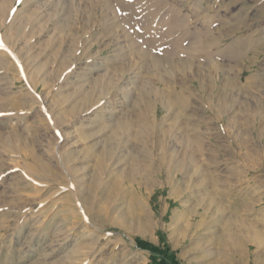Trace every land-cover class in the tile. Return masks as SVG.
<instances>
[{
  "label": "rangeland",
  "instance_id": "rangeland-1",
  "mask_svg": "<svg viewBox=\"0 0 264 264\" xmlns=\"http://www.w3.org/2000/svg\"><path fill=\"white\" fill-rule=\"evenodd\" d=\"M144 1L127 0L130 15L138 14L131 19L117 11L115 0H0V264H152L136 239L166 247L175 264H264L263 243L223 253L224 223L217 222L218 216H239L263 227L255 211L264 201L256 209L249 202L264 197V131L234 124L227 135V116L219 121L206 106L230 93L234 78L244 105L264 104V86L253 78H264V0H151L150 7ZM143 13L161 44L170 36L167 28L176 29L167 45L182 34L168 22L183 17L182 45L170 56L190 64L163 61L167 45L161 56L148 51L137 37L143 26H131ZM203 25V41L220 31V46L182 52L194 41L185 32L193 35ZM240 36L250 43L241 64L214 69L205 57ZM152 58L159 61L155 67ZM169 92L182 96L181 110L164 108ZM148 102L150 117L156 115L146 148L135 140V125L106 157L113 126L133 120ZM176 123L211 134L201 135L203 153L214 151L223 162L217 172L224 193L205 189L208 182L195 176L185 181L168 164L156 171L163 152L175 158L182 150ZM228 140L232 148L246 141L256 148L260 168L247 172L232 163L223 146ZM138 153L136 174L131 157ZM147 154L157 172L150 181L144 179ZM197 203L208 210L200 228L189 221Z\"/></svg>",
  "mask_w": 264,
  "mask_h": 264
},
{
  "label": "bare ground",
  "instance_id": "bare-ground-1",
  "mask_svg": "<svg viewBox=\"0 0 264 264\" xmlns=\"http://www.w3.org/2000/svg\"><path fill=\"white\" fill-rule=\"evenodd\" d=\"M96 1L100 2L103 0H96ZM143 1L144 0H136L137 3L143 2ZM126 2H127V0H115V5L117 4L116 7H117V11L119 13H123V12L126 13V11L128 10ZM144 2L146 3V5L148 7H150V5L148 3L151 2V0H145ZM147 6H145V7H147ZM113 10H114V8H113ZM129 12H130V10L127 11V14ZM130 13L133 14L132 12H130ZM130 13H129V15H127V14L126 15L128 17H130L131 19L136 18L138 15L137 14V15L131 16ZM151 13H153V10H151ZM225 14H226V12H225ZM237 14H240V13H237ZM232 16H233V14H232ZM232 16L230 15L227 19L233 18ZM238 16H240V15H238ZM224 18H225V16H224ZM178 28L181 29L180 31L182 34L179 36V38L177 40L168 43V45H167L168 48L166 51L167 55L163 56V61L176 60V62H179V63H189L190 64L191 60L171 59L170 55L173 53L174 48L178 45H182L181 38L183 36V28H180V27H178ZM152 30L153 29L150 27L149 28L144 27L143 34L147 37V39L149 40V43L154 44V45H158L159 38L154 36L155 32H154V30L153 31ZM175 30H176L175 28L169 27L166 30V34H171ZM207 33H208V29L205 26L202 27L201 29H197V32H195L193 35H188V32L186 31L185 34L188 36V39H191L194 41L192 43H190V45L188 47L182 48V52H187L189 50H194L196 52H203L205 48L220 46V42H221L220 41V38H221L220 31L217 32L216 36L210 37L208 39V42H204L203 38L207 35ZM245 40L246 39H244V41ZM242 44H243V39L242 38H236L234 40V44H233V46H236V47L232 46L233 49H231L230 52L224 51L223 48L222 49L217 48L211 54L207 55L205 57V59L209 58V59L213 60V62L215 63L214 69H218V70H224L223 69L224 66H226L229 69L231 68V66L238 67V65H240L242 60L244 59V55L249 53L248 49L245 50L247 52H245L244 49H240L241 47H244V48L246 47V46H241ZM249 44H247V45H249ZM137 48H140V47L135 45V49H137ZM247 48H248V46H247ZM143 50L147 51L144 48H143ZM150 51H152V50H150ZM146 56H147V54H146ZM224 57L226 58V62H228V63H223ZM194 59H195V57H194ZM151 61H152L154 67H155V65L159 64V61H156L153 58L151 59ZM199 64H203V63H199ZM182 67L186 68V69L188 68L186 65H182ZM253 78L256 81H258L257 83L259 86H261V85L264 86L263 75H260V76L257 75L256 77L253 76ZM248 83H250V80H248ZM227 87H231L233 90L230 93H228V92L220 93L219 96L217 97L218 104H213L211 102V100H209L206 103L207 108L212 113L211 115L214 116V118H216L220 121L221 119L223 120V118H225L224 115L227 116V118L224 122V125H225L224 128L225 127L228 128V131L226 132V134L227 133L229 134V130L231 131V127L234 124H236L238 128L242 127L244 129L243 131H248V132H251L253 130H256V131L260 130L261 131V129L264 131V114H263L264 113L263 112L264 104L262 102L260 103L258 100H255V103H254L255 106L249 105V104H248V106L244 105V101H241L238 97L239 92L235 93V90H237V91L240 90L238 80L235 78L233 79V81L231 83L227 84ZM226 91H229V90L227 89ZM168 94H169V97L172 99L165 103L164 108L166 110L167 109H172V110L179 109V110H181L183 108V103L181 101L182 96H180L179 94L172 93V92H169ZM103 96H106V95L103 94ZM85 99L87 100V98H85ZM235 104H237V106H235ZM250 106H253V107H250ZM144 107H145V109L144 108L138 109V112L135 113V117H133V120H131V121L121 120V121H118L113 126V128H112L113 130L111 132L110 138L108 139L109 146L107 148L108 151L106 153V157L111 155V152L113 149L112 144L114 145L115 141H117V137L119 135L123 136L126 133L129 135L132 127H134L135 125H138L137 129H136L137 131L134 135L136 137L135 140L142 145V148H146L148 141H149V138L151 137L152 132L155 128L154 125H155V115L156 114H153L152 117H150L149 112L152 109L151 103H149V102L146 103L144 105ZM238 110L240 111V114H238ZM95 112L97 114H98V112L100 114L103 113L102 111H97V110H95ZM175 115L179 116L181 114H175ZM176 125H177V128L179 130L178 134L180 135V137H182V150L179 151L178 153L174 154L175 158H172L173 153H170L171 154L170 155L168 152H163L160 155V157L157 158V161L159 159L158 165H159L160 169H158L156 171L157 172L161 171V169L163 167V166L161 167V165L165 166L166 164H168V166H173V168H175L176 173H181V177L184 180L185 179L186 180L191 179L192 177L195 176V179L199 183L204 182V180H206L208 182L205 186V189H207L209 187L214 188L215 190L219 189L220 191H218L217 193L225 191L223 189V188H225L224 184H221L222 186H220V182L223 179H220L221 176H219V172H217V169H219L218 165L223 164V162H221L220 160L219 161L221 163L219 161L218 162L216 161L215 155L217 153L214 154V151L209 150V157H205L206 154L204 155V153H203L206 149H205V144L202 142L201 135H205V134L211 135V134L208 132L207 133L200 132L199 128H196V127L184 129L181 127V123H179V125H178V123H176ZM234 126L232 128H234ZM156 128L160 129V128H163V126H159ZM244 133H246V132H244ZM229 138H231V137H229ZM231 141L228 140V142H227L228 145L226 144L223 146H225V148L229 149V155H230L229 157H230L231 162L233 161L232 163H234V162H236L237 164L241 163L244 166L243 168L245 170H248L247 172L251 171V169L254 170V168L259 167V164L257 162L259 157L257 158L258 155L256 154L257 153L256 148L250 149L246 145H245L246 146L245 147L244 144H247L246 143L247 141L244 143L240 142L237 145H235L234 148H232L231 146H233V144ZM242 141H243V139H242ZM248 143H250V142L248 141ZM230 147L232 149H230ZM242 149L246 150L243 153V155L241 153H239V151H238V150H242ZM175 152H177V151H175ZM170 156H172V157H170ZM176 157H179V159H176ZM131 160H132V169L136 174H138V166L140 163L139 153L137 156L131 157ZM145 162H147V164L145 165L146 166V176H144V179L146 181H150L154 175H157V172L155 173V170H152V167H151L152 159H150L149 154H147L145 156ZM224 164L227 165V163H224ZM247 167H249V168H247ZM223 169L225 170V168H223ZM226 170H228V169H226ZM221 173H223V172L221 171ZM225 173H224V176H225ZM166 177H167V175H166ZM222 193H224V192H222ZM261 201H264L263 196H259L257 199L251 200L249 203L252 202V204L250 206L252 207V209H256V204L260 203ZM195 207H196V209L193 210L192 213H190L193 215L189 216V221H190V223L194 222V224L197 225L198 228H200L201 226H205L206 221H208V220H206V218L208 219V210L204 205L201 206V203H197ZM216 208H218V209H216V211L219 210L218 212H221L220 210L223 209V208L220 209L219 205L216 206ZM255 212H256V215L258 216V219H260V221L262 222L263 227H259L256 225V223L253 224L252 222H248L246 220L242 221V220H240L241 217L237 218L239 216H235V215H234L235 216L234 218H231L232 216L225 218L226 216L223 217L224 215L219 218V216H218L217 222H220V223L223 222L224 223V225H223L224 227L222 228V233H221V236L219 239V242H220L219 244H220L221 249L223 250V253L227 254L228 250L236 248V247H238L240 250L243 249V251H244V250H248L249 247L252 248L253 244H255V246H256V244L257 245L261 244V246H262V243L264 244V232H261L264 230V209H260V210L255 211ZM190 214H185V212H183V216L184 215H190ZM179 215H181V214L179 213ZM179 215H177V216H179ZM181 218H182V216H181ZM225 219L226 220L228 219L227 222ZM185 220H187V219H185ZM236 222H237V224H236ZM220 223H218V224L220 225ZM233 226L237 229L238 232L231 233V229L233 228ZM257 227H259V228H257ZM236 229H234V231ZM258 247H260V246H258ZM229 257H231V256H229Z\"/></svg>",
  "mask_w": 264,
  "mask_h": 264
},
{
  "label": "crops",
  "instance_id": "crops-1",
  "mask_svg": "<svg viewBox=\"0 0 264 264\" xmlns=\"http://www.w3.org/2000/svg\"><path fill=\"white\" fill-rule=\"evenodd\" d=\"M143 9V8H142ZM144 10V9H143ZM145 11H146V9H145ZM147 16L145 15V13H143V15H140V17L138 16V21H136V22H134V23H132L131 24V26H134V24H136V23H139L140 24V26H143V31H144V27H145V23H147V26H148V28L150 27L151 28V26L149 25V23H150V19L147 21V20H145V18H146ZM183 21H184V19H183V17H181V16H175V18H173L171 21H169L168 23L169 24H172V25H174V24H177L180 28H182L183 27ZM165 22H167V21H165ZM165 22H163V23H165ZM127 23V22H126ZM127 24H129V23H127ZM167 24V23H166ZM130 26V27H131ZM164 26H162V28H163ZM155 28H157L158 30H161V28H158V27H155ZM143 31H141L142 33H143ZM142 33H140V35L139 36H137V37H139L140 39H141V41L143 42V44L147 47V49H148V51L149 52H151V53H153L154 55H157V56H161V52H160V48H161V46H166L167 45V41L168 40H171V39H173L174 37H175V35L177 34V31H174L172 34H170V36H169V38L167 37V40H166V42L165 43H163V44H161L160 42H158V45H154V44H151V43H149V40L147 39V38H145V37H143V35H142ZM158 33V32H157ZM163 32H161V33H159V34H162ZM166 38V37H165ZM236 38H238V37H236ZM240 38H242L243 39V44L241 45V46H246L245 48L244 47H241L240 49H244V51L246 50V49H248V52H249V47L247 48V44H248V41H246L247 39H248V37H245V36H240ZM244 39H246L245 41H244ZM182 42V41H181ZM247 42V43H246ZM160 43V44H159ZM233 41L230 43V45L229 46H225V48H223L224 49V51H231V49H233V47H236V46H233ZM233 46V47H232ZM221 48H222V46H221ZM226 49V50H225ZM237 49V48H236ZM150 50H152V51H150ZM238 50V49H237ZM239 51V50H238ZM243 51V52H244ZM245 52H247V51H245Z\"/></svg>",
  "mask_w": 264,
  "mask_h": 264
},
{
  "label": "trees",
  "instance_id": "trees-1",
  "mask_svg": "<svg viewBox=\"0 0 264 264\" xmlns=\"http://www.w3.org/2000/svg\"><path fill=\"white\" fill-rule=\"evenodd\" d=\"M136 246L140 250L149 252V261L152 264H175L174 257L169 255V251L166 247L159 248L145 241L136 239Z\"/></svg>",
  "mask_w": 264,
  "mask_h": 264
}]
</instances>
